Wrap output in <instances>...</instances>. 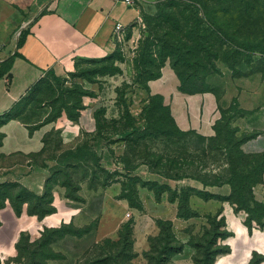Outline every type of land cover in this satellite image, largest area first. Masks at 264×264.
<instances>
[{
  "label": "rangeland",
  "instance_id": "374dc122",
  "mask_svg": "<svg viewBox=\"0 0 264 264\" xmlns=\"http://www.w3.org/2000/svg\"><path fill=\"white\" fill-rule=\"evenodd\" d=\"M156 1L150 0L144 12L154 13ZM146 34V24L143 20L136 30L132 27L127 29L125 39L114 51L98 57L76 59L74 67L64 74L52 69L47 70L14 110V113L19 114L25 122L35 126L77 112L85 95L100 96L96 109L101 119L100 128L96 133L87 135L82 142L89 145L85 154V158H89L94 140L98 139L102 153L99 163L92 159L89 162L85 160L82 165L66 166L62 160L69 148L64 144L59 129H54L47 135V149L37 159L49 166L53 181L70 180L71 183L68 185L72 190L83 182L87 181L88 185L90 184L92 171L84 164L95 166L97 170L95 182L108 181L104 187H99L103 188V195L109 194L112 202L107 214L110 216L109 213L113 212V232L99 238L93 234L94 226L81 237L71 235L59 237V234L55 233L51 239L54 240L52 243L40 247L37 253H34L37 248L36 242L42 239L44 229H40L34 235L29 229L22 231L23 234L19 236L16 233L10 235V224H7L3 230L0 229V237L3 238L0 241V264H25L32 256L37 262L46 264H84L89 256L103 257L105 252L116 256L125 248L121 241V231L128 222H131L133 228V244L129 246L131 254H122L119 260L126 264V260L131 257L132 264H149L147 253L157 255V251L151 245L161 232L160 220H171L176 242L183 246L181 251L170 257L173 264H196V258L198 260L202 258L203 244H206L212 232L211 217L217 216L222 206L224 208L231 206L228 200L221 197L205 199L206 195L212 193L223 196L226 189L225 187L218 189L216 185H205L203 180L213 179V174L226 166V158L224 153L217 150L205 152L202 148L204 142L198 134H176L170 122L166 123L165 129L171 132L166 134L159 124L149 117L146 111L149 96L142 90L134 63L140 49V40ZM255 56L258 57L257 63L263 60L260 52ZM218 65L217 70L213 69V66H201L203 80L199 81V89L207 86L216 92L221 114L231 119L232 126H238L243 116H246L244 122L252 123L256 114L260 112L264 114V70L237 74L223 61H219ZM238 67L243 68L244 72L251 68ZM131 124L143 128L142 132H137L136 135L146 133L144 137L139 138L136 146L131 142L135 136L117 134L131 128ZM159 156H163L161 162H158ZM170 159H177V163H172ZM100 163L101 165H98ZM125 165L135 168L127 169ZM129 170L133 178L126 176ZM167 172L172 176H176L178 172H185L188 175L177 179L165 176ZM125 182H131V189L136 191L132 193L133 202L139 206L132 205V202L120 197ZM78 192L77 189L74 190L75 194ZM185 192L189 194V207L195 212L189 217L179 215L180 197ZM20 194L22 195L19 196ZM175 196L176 199L173 200ZM82 200L85 201V198L80 196L78 201L83 202ZM121 200H125L128 205L121 207L119 205ZM19 202H27L29 207H52L50 203L40 206L38 199L22 192V188L0 186V209L13 204L18 206ZM97 207L96 200L94 205L91 204V209L94 208L96 211ZM7 211L8 209L3 211L2 217L8 222L13 216L6 213ZM120 214L122 218L117 220ZM221 214V212L218 214L217 220ZM23 221L25 225L28 220L24 218ZM95 222L97 223V220L93 221ZM254 225L258 227L256 222ZM233 236L235 244L241 249L238 255H231V261L236 258L234 264H249L255 252L264 256V249L260 250L261 247L254 243L252 236L248 238L233 235L232 232L226 238L220 239L219 243L227 244L225 241L233 239ZM17 243L22 244L21 247H17ZM255 246L259 250L252 249ZM52 252L60 254L59 257L46 259V255ZM221 257L222 255H219L215 258V264H226ZM231 261H227V264ZM152 264H155V260ZM259 264H264V258Z\"/></svg>",
  "mask_w": 264,
  "mask_h": 264
},
{
  "label": "crops",
  "instance_id": "0c3cea01",
  "mask_svg": "<svg viewBox=\"0 0 264 264\" xmlns=\"http://www.w3.org/2000/svg\"><path fill=\"white\" fill-rule=\"evenodd\" d=\"M133 1L0 0V67L5 61L8 62L7 66H2L3 72L0 76V115L21 101L47 70L52 69L64 74L74 67L76 59L98 57L114 51L117 46L113 41L115 24L122 22L126 32L130 26L136 30L141 25L140 18L150 2ZM24 24L26 25L22 30H26L21 43L18 44V32ZM148 87L150 93L163 96L181 129L195 130L204 136L215 134L214 124L221 116L215 91H181L178 75L169 62L162 67L160 77L149 80ZM99 98V95H85L82 99L84 107L80 109L76 120L64 115L58 120L42 122L35 126L19 117H11L3 122L0 125V183L19 182L36 194H43L47 189V178L51 169L37 157L47 149V135L54 129H59L68 148L82 143L87 135L97 131L95 111ZM262 113L256 114L252 123L244 122L246 116L241 117L242 122L238 123L241 131L259 132L243 143L245 152L264 151ZM93 146L101 155L98 139L94 140ZM221 187H225L226 193L230 191L228 184L217 188ZM253 190L256 198L264 201V178ZM51 191L55 211L40 218L37 214H30L26 205L20 213L10 205L0 209V229L3 230L5 225L10 224V235L16 233L19 236L22 231L28 229L34 235L46 227H59L70 222L77 227H84L97 220L94 235L102 238L113 232V212L109 213L110 216L107 214L112 202L108 193L103 195L102 187L94 189L89 187L87 181L81 183L78 193L85 198L83 202L67 197L66 187L61 184L54 185ZM96 200L98 207L95 211L94 208L91 209V204L94 205ZM119 205L126 207L128 204L121 200ZM230 205L229 208L221 207V215L226 219L228 230L232 231L233 235L248 238L252 236L254 243L263 250L264 228L253 226L250 230L245 223L247 213L236 211L231 203ZM7 209L6 213L13 216L8 222L2 217L3 211ZM121 216L120 214L117 220L121 219ZM24 218L29 223L26 221L24 225ZM234 238L233 236V239L225 241L230 246L227 256L223 254L221 257L226 264L231 261V255L241 252ZM2 239L0 237V241ZM252 249L259 250L256 246ZM235 260L228 264H234Z\"/></svg>",
  "mask_w": 264,
  "mask_h": 264
},
{
  "label": "trees",
  "instance_id": "16d2710c",
  "mask_svg": "<svg viewBox=\"0 0 264 264\" xmlns=\"http://www.w3.org/2000/svg\"><path fill=\"white\" fill-rule=\"evenodd\" d=\"M142 17L146 24L147 34L140 40V49L134 63L139 74L138 77L142 90L149 96V103L146 105L149 117L157 122L158 126L166 134H170L168 132H171V130L165 129L166 123L170 122L176 134H198L204 142L202 148L205 152L217 150L224 153L226 166L216 174H213V179L203 180V183L205 185L216 186L228 184L230 191L223 196L212 193L206 195L205 199L221 197L224 200H228L236 211L247 213L245 223L250 230L253 226H256L254 222H256L258 227L264 228V201L258 200L253 190L254 186L262 182L264 178V151L248 153L242 148L245 141L255 137L259 132L241 131L239 126H232L231 119L226 118L223 114L216 120L214 124L215 134L212 136H204L195 130H183L175 122L170 106L165 103L163 96L161 94L150 93L148 87L149 80L161 76L162 67L166 62L171 64L178 75L179 89L187 93L214 91L207 86L199 89V81L203 80V73L200 70L201 66H213V69L216 68L215 70H217V66H219L218 62L223 61L228 66H231L237 74H248L264 70V68L258 67L264 66V0H157L156 11L154 13L143 11ZM25 30L21 31L18 44L21 43ZM257 52L263 55V60L258 63V57L255 56ZM7 65L8 62L6 61L1 65L0 76L3 72L2 66ZM238 66H251V68L244 72L243 68ZM19 102L9 111L0 115V125L11 117L22 119L19 114L14 113ZM83 107L81 99V106H78L77 112L71 115L68 114V116L76 120L80 109ZM95 118L98 131L101 119L96 111ZM130 127L117 134L121 136L126 133L135 136L131 139V142L136 146L139 143V138L144 137L146 133L136 135L137 132H142L143 128L134 124H131ZM88 148L89 145L85 143H80L74 148H69L62 161L68 167L80 165L85 160L89 162L92 159L97 160L99 163L101 157L94 147L89 151L91 156L85 158ZM161 158L163 156L158 157V162L162 161ZM170 161L177 163V159H170ZM84 165L92 171L90 188L97 189L99 186L104 187L108 183L107 180L95 182V177H97L95 166L88 163ZM98 165H101V163ZM125 166L127 169L135 168V166ZM186 175L188 174H185V172H178L176 176H172L167 172L165 176L181 179ZM52 176L51 173L47 178V189L41 195L29 190L19 182H3L0 183V186H17L22 188V192L36 197L40 206L44 203H50L52 207L49 208L43 206L40 208L37 206L29 207L27 202H19L18 206L12 205L17 213H20L24 206L27 205V211L30 214H37L41 218L45 214L55 211V206L52 204L54 197L51 189L56 184L66 187L67 197L80 200L81 195L79 193L80 196L75 194L74 190L77 189L79 191L81 184L78 188L72 190L68 185V183H71L70 180L69 182L53 181ZM126 176L133 178L130 170ZM138 180L140 181L141 179L138 178ZM126 183H123L125 186L122 189L120 197L126 198L132 202V205L139 206V204L133 202L132 193H136V191L131 189V182ZM172 199L175 200L176 196ZM179 208L181 209L179 212L180 216L189 217L195 214L189 207V194L186 192L180 197ZM220 212L221 210L218 214ZM218 214L216 215L218 216ZM217 216L211 217V236L207 238L206 244H203V256L199 260L196 258V264H215L217 256L230 252V246L228 244H220L219 240L231 235L232 232L226 226L224 215H221L218 220ZM96 224V222H92L90 223L91 226L77 227L70 222L68 226L66 223H63L59 227H46L42 232V239H38L36 242L37 248L34 253H37L40 247L52 243L54 240L51 239L55 233H58L59 237L67 235L81 237L91 231ZM159 226L161 227V232L152 241L151 245L157 251V255L154 256L147 253L149 264H152L153 260H155V264H173L170 257L181 251L183 246L176 242L171 220H160ZM132 235L133 228L131 222H128L124 230L121 231V241L125 247L124 250L119 251L116 256L108 252H105L103 257L89 256L84 264H123L119 260V256L131 254L129 246L133 244ZM21 245L17 243V247H21ZM59 255L56 252H52L46 255V259L56 258ZM130 258L126 260V264H132ZM263 258L264 256L255 252L249 264H259ZM25 264L46 263L37 262L36 258L32 256Z\"/></svg>",
  "mask_w": 264,
  "mask_h": 264
},
{
  "label": "built area",
  "instance_id": "2783aa9c",
  "mask_svg": "<svg viewBox=\"0 0 264 264\" xmlns=\"http://www.w3.org/2000/svg\"><path fill=\"white\" fill-rule=\"evenodd\" d=\"M127 2L133 3V0H126ZM140 22H143V17L140 18ZM126 36V27L122 22H117L114 26L113 30V41L116 45H118L120 42H122L125 39ZM9 78L7 77V80ZM129 215V213H128Z\"/></svg>",
  "mask_w": 264,
  "mask_h": 264
},
{
  "label": "water",
  "instance_id": "95a60500",
  "mask_svg": "<svg viewBox=\"0 0 264 264\" xmlns=\"http://www.w3.org/2000/svg\"><path fill=\"white\" fill-rule=\"evenodd\" d=\"M25 25H26V24H24V25L21 27V29L19 30V32H18V36H19V34H20L22 28H23Z\"/></svg>",
  "mask_w": 264,
  "mask_h": 264
}]
</instances>
